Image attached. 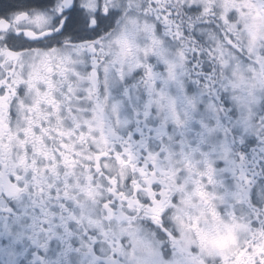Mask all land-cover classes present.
I'll list each match as a JSON object with an SVG mask.
<instances>
[{"label": "snow or ice", "instance_id": "obj_1", "mask_svg": "<svg viewBox=\"0 0 264 264\" xmlns=\"http://www.w3.org/2000/svg\"><path fill=\"white\" fill-rule=\"evenodd\" d=\"M0 264H264V0H0Z\"/></svg>", "mask_w": 264, "mask_h": 264}]
</instances>
